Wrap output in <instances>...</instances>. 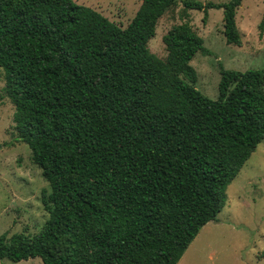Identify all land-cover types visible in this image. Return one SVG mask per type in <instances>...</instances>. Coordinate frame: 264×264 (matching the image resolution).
Here are the masks:
<instances>
[{
  "label": "trees",
  "instance_id": "trees-1",
  "mask_svg": "<svg viewBox=\"0 0 264 264\" xmlns=\"http://www.w3.org/2000/svg\"><path fill=\"white\" fill-rule=\"evenodd\" d=\"M243 0H184L222 8L241 45ZM177 0H140L121 27L76 0H0L3 93L50 191L34 234L0 235V259L42 264H177L216 220L226 188L264 140V68L220 67L218 96L195 87L190 61L208 50L188 21L149 40ZM264 31V14L258 25Z\"/></svg>",
  "mask_w": 264,
  "mask_h": 264
},
{
  "label": "rangeland",
  "instance_id": "rangeland-1",
  "mask_svg": "<svg viewBox=\"0 0 264 264\" xmlns=\"http://www.w3.org/2000/svg\"><path fill=\"white\" fill-rule=\"evenodd\" d=\"M184 0L168 9L158 20L150 51L164 59L162 36L173 26L188 21L208 50L198 51L190 64L197 73L195 87L211 99L218 96L219 69L245 71L264 68V31L258 25L264 14V0H243L235 20L241 45L226 43L222 8L203 12L186 9ZM225 3L228 0H200ZM94 8L125 27L139 7L140 0H76ZM4 73L0 68V235L10 237L24 231L37 232L48 214L42 191H50L40 168L33 162L29 147L16 140L14 106L3 93ZM0 264H42L40 257ZM177 264H264V140L259 143L226 188V200L216 220L206 223L184 251Z\"/></svg>",
  "mask_w": 264,
  "mask_h": 264
}]
</instances>
